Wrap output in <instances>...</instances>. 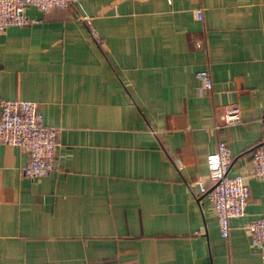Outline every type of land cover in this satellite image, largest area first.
I'll list each match as a JSON object with an SVG mask.
<instances>
[{
	"label": "crops",
	"instance_id": "crops-1",
	"mask_svg": "<svg viewBox=\"0 0 264 264\" xmlns=\"http://www.w3.org/2000/svg\"><path fill=\"white\" fill-rule=\"evenodd\" d=\"M23 9L40 20L0 31V100L36 103L57 129L55 168L24 176L25 152L0 141V264H264L244 229L264 213L250 160L264 134V0ZM227 102L239 121L215 130ZM217 139L227 174L247 173L244 213L226 237L195 184Z\"/></svg>",
	"mask_w": 264,
	"mask_h": 264
},
{
	"label": "built area",
	"instance_id": "built-area-1",
	"mask_svg": "<svg viewBox=\"0 0 264 264\" xmlns=\"http://www.w3.org/2000/svg\"><path fill=\"white\" fill-rule=\"evenodd\" d=\"M74 0H0V31L6 26H25L40 19L28 16L24 5L30 4L40 10L50 7H66ZM191 18L201 20L200 7L190 9ZM79 22L85 23L95 42L101 37L89 23V16L78 15ZM202 46L201 42L195 43ZM204 47V46H203ZM202 94L210 91L211 78L207 67L194 72ZM260 120L264 130V110ZM239 121L238 106L234 102L223 104L222 112L213 122L215 130ZM0 141L17 145L25 154V162L20 172L27 177H38L55 168L53 149L57 144V129L42 122V114L34 101L24 99L0 100ZM251 172L264 182V134L250 153ZM229 165L228 147L223 139H217L214 149L205 154L207 180H195L197 192L205 195L216 218L218 233L226 237L228 219L244 213L248 188L245 183L247 173L227 174ZM250 246L264 260V213L244 224ZM194 264V263H193ZM209 264V263H207Z\"/></svg>",
	"mask_w": 264,
	"mask_h": 264
}]
</instances>
